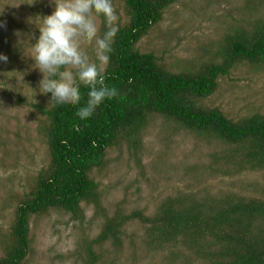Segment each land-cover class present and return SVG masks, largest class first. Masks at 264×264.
Listing matches in <instances>:
<instances>
[{"label":"rangeland","instance_id":"1","mask_svg":"<svg viewBox=\"0 0 264 264\" xmlns=\"http://www.w3.org/2000/svg\"><path fill=\"white\" fill-rule=\"evenodd\" d=\"M250 1L178 0L136 48L156 54L173 72L184 70L187 63H204L230 31L264 14V0L255 1L259 9L250 8ZM113 5L123 23L122 6L117 1ZM52 10L51 0H0V21L5 23L0 53L8 57L7 63H0V258L17 204L49 164L41 130L45 117L36 105L47 109L52 104L49 95L39 92L42 76L27 56L28 44L34 43L31 37L38 36L34 21ZM218 85L216 93L203 100L205 106L222 109L232 120L264 116L263 66L239 63ZM141 137L140 164L129 144L122 142L108 149L104 166L90 174L99 186L101 212L82 203L77 218L57 210L31 216V250L23 264H84L86 245L101 233L104 215L119 209L126 215L134 210L151 215L163 201L183 196L264 200V169L226 174L220 145L156 115ZM147 227L135 220L123 227L121 245L111 240L95 245L97 264H210L206 256L178 244L155 249Z\"/></svg>","mask_w":264,"mask_h":264},{"label":"trees","instance_id":"2","mask_svg":"<svg viewBox=\"0 0 264 264\" xmlns=\"http://www.w3.org/2000/svg\"><path fill=\"white\" fill-rule=\"evenodd\" d=\"M113 1L122 6L125 21H120L106 83L118 88L120 96L106 101L88 121H80L73 106L36 105L45 117L41 130L49 164L16 206L11 230L2 240L0 264L25 261L31 250V216L57 210L77 218L82 203L101 212L99 186L90 174L104 166L106 151L122 142L129 144L140 164L141 133L154 115L220 145L226 174L264 169V116L232 120L222 109L203 104L237 64L264 67V14L230 31L210 60L187 63L184 70L173 72L156 54L141 53L136 45L178 0ZM255 1L248 2L250 8L259 9ZM190 197L169 198L151 215L143 210L126 215L121 209L104 215L102 231L87 243L83 263L97 264L93 247L109 240L121 245L123 227L138 220L148 226L155 249L178 244L206 256L210 264H264V200Z\"/></svg>","mask_w":264,"mask_h":264},{"label":"clouds","instance_id":"3","mask_svg":"<svg viewBox=\"0 0 264 264\" xmlns=\"http://www.w3.org/2000/svg\"><path fill=\"white\" fill-rule=\"evenodd\" d=\"M51 3V14L34 21L38 36L31 37L34 43L28 44L27 57L42 76L39 92L50 96L49 104L73 106L75 116L88 121L106 101L120 96L118 88L106 83L120 17L113 0ZM4 27L0 21V29ZM7 62L8 57L0 53V63Z\"/></svg>","mask_w":264,"mask_h":264}]
</instances>
